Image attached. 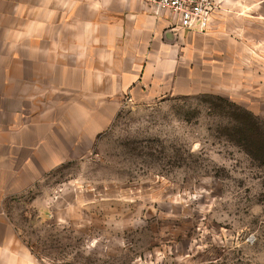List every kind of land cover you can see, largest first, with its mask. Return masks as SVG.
<instances>
[{
	"label": "rangeland",
	"instance_id": "obj_1",
	"mask_svg": "<svg viewBox=\"0 0 264 264\" xmlns=\"http://www.w3.org/2000/svg\"><path fill=\"white\" fill-rule=\"evenodd\" d=\"M200 36L196 91L70 133L5 201L0 264H264V0H222Z\"/></svg>",
	"mask_w": 264,
	"mask_h": 264
},
{
	"label": "crops",
	"instance_id": "obj_2",
	"mask_svg": "<svg viewBox=\"0 0 264 264\" xmlns=\"http://www.w3.org/2000/svg\"><path fill=\"white\" fill-rule=\"evenodd\" d=\"M176 23L141 0H0V260L17 248L5 201L63 162L70 133L196 91L203 37Z\"/></svg>",
	"mask_w": 264,
	"mask_h": 264
},
{
	"label": "built area",
	"instance_id": "obj_3",
	"mask_svg": "<svg viewBox=\"0 0 264 264\" xmlns=\"http://www.w3.org/2000/svg\"><path fill=\"white\" fill-rule=\"evenodd\" d=\"M157 12L171 13L178 33H206L222 0H141Z\"/></svg>",
	"mask_w": 264,
	"mask_h": 264
}]
</instances>
